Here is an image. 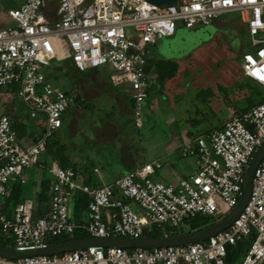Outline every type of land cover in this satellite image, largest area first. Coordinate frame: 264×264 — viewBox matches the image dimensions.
<instances>
[{
    "label": "built area",
    "instance_id": "1",
    "mask_svg": "<svg viewBox=\"0 0 264 264\" xmlns=\"http://www.w3.org/2000/svg\"><path fill=\"white\" fill-rule=\"evenodd\" d=\"M50 2L55 6L53 20L43 14ZM229 12L238 13L245 22L253 47L241 57L242 74L264 89V0H174L168 5L148 0H23L7 10L12 25L0 27V88L13 89L31 118L42 117L43 126L39 139L26 145L9 118L0 116V206L8 195V183H25V170L38 162L73 103L72 96L45 81L44 68L50 62L69 59L78 72L109 69L112 85L129 88L132 121L139 128L148 97L149 47L173 35L178 22L192 28ZM263 140L264 102H260L183 147L182 156L196 157V169L173 183L152 179L158 164H144L113 184L98 187L83 183L70 168L53 166L47 212L34 218V202L25 198L9 214L0 212V233L11 238L13 249L27 251L45 246L50 236L77 229L89 237L139 238L152 226L177 227L194 217L227 214L241 195L245 167ZM77 194L87 198L85 221L71 217ZM167 236L163 231L162 237ZM247 237L251 241L241 264H260L264 261V155L239 216L203 242L148 249L89 247L15 260L0 257V264H226L227 246Z\"/></svg>",
    "mask_w": 264,
    "mask_h": 264
},
{
    "label": "crops",
    "instance_id": "2",
    "mask_svg": "<svg viewBox=\"0 0 264 264\" xmlns=\"http://www.w3.org/2000/svg\"><path fill=\"white\" fill-rule=\"evenodd\" d=\"M22 2L23 0H18L13 6H6L5 16L0 21V27L12 25V21L7 16V10L19 6ZM43 14L48 20L55 19L54 3L50 2L43 10ZM225 14L229 15L227 21L234 30H241L248 36L246 24L241 20L238 13L229 12ZM218 18L213 19L208 24L194 25L192 28H185L178 22L173 35L163 37L156 44L149 47L146 58L148 97L143 103V124L139 128L132 125L129 88L126 85H112L109 80V69L101 67L108 72V88L96 78L97 72L95 69L84 72L75 71L77 74L87 72V75L83 74L82 76L85 77L77 78L72 90L65 93L72 96L73 103L62 114L60 128L54 132L49 142L46 143L47 146L44 147L50 160V166L47 168L48 174L51 175L50 169L53 166L60 167L59 160H61L66 167L73 169L76 176L83 183L91 187L111 185L124 174L148 163L159 165L152 175L154 181L173 183L178 179L189 177L196 169V157L194 155L182 156V148L192 146L196 137L208 136L221 129L232 114L247 110L255 105L254 103L249 107L237 109L230 101L225 104L223 102L211 105L205 104V102L201 103L193 92L187 91L189 88L187 83L178 81L179 79L176 78L180 58H183L185 52L189 49L186 48L184 43L191 40V32L198 26H208L211 23L218 24L220 22L217 21ZM170 64L175 66L174 73L170 77L163 78L161 73H164V71L160 70V66H170ZM48 66L44 68L45 80V69ZM169 69L168 67L166 71ZM47 83L50 84V82ZM9 90L14 93L13 89L10 88ZM2 96L3 94L0 92V102L4 105L5 101ZM103 96L108 98V121L98 123L93 120L91 121L92 124L88 123L85 114L87 111L84 107L91 105L94 100ZM5 116L9 118L10 124L15 122L24 126V135L18 138L24 144L30 145L39 139L43 126L42 117L33 119L29 116V113L27 117H24L15 110H11ZM159 118L167 121L166 138L159 147V152L162 150L165 155L162 158L165 157V160H163V163H161L162 160L160 162L159 153L155 154L152 160H140L139 155H143L144 151H139L138 139L135 133L130 131V128L134 127L139 130L144 124H155V121ZM77 141H82L88 147L86 152L80 151ZM101 147H108L107 157L102 158L99 154ZM42 151L40 156L43 153ZM36 164H42L39 158ZM162 167H165L164 171L158 173L157 176L156 173ZM24 178L25 183L23 185H27L29 180L25 173ZM38 185H40L39 181ZM76 196L71 203L70 213L73 220L80 222L84 221L82 214H79L78 219L74 217L76 212L74 200ZM26 198L34 202L33 196ZM12 207H7L4 201L0 206V212L9 214ZM47 210L48 207L44 214ZM260 264H264V261Z\"/></svg>",
    "mask_w": 264,
    "mask_h": 264
},
{
    "label": "rangeland",
    "instance_id": "3",
    "mask_svg": "<svg viewBox=\"0 0 264 264\" xmlns=\"http://www.w3.org/2000/svg\"><path fill=\"white\" fill-rule=\"evenodd\" d=\"M17 1L18 0H0V21L4 19V10L6 6H13ZM233 16L235 17L236 14ZM228 17L229 15L223 14L219 16L217 20L218 22L220 21V24L211 23L208 26H198L191 32V40L184 43L186 48L189 49L185 52V56L180 58L179 70L176 78L179 79L178 81H184L187 83L189 87H187V91L193 92L201 103L205 102V104L211 105L214 103L221 104L223 102L225 104L230 101L233 102L235 108L241 109L247 106L249 107L263 99L264 89L241 74V57L247 51L252 52L253 48L250 46V39L245 32L234 30L231 27L230 23L227 21ZM49 65L58 64L50 62ZM95 70L97 72L96 78L108 88L107 70L101 67L96 68ZM83 74L87 75V72ZM83 74H77L75 71L70 70L52 78L50 84L64 93H69L77 78L85 77L82 76ZM9 89L10 88H0V92L3 94L2 98H4L5 101L4 105L0 102V115H8L11 110H15L24 117H27L28 111L25 105L21 103V101L15 96V93ZM84 108L87 111L85 114L88 123L92 124L91 121L93 120L98 123L108 121L107 97H100L99 99L94 100L91 105L85 106ZM166 124V119L159 118L155 121V124H144L139 130H136L134 127L130 128V131L134 132L138 139L137 143L139 151H144L143 155H139L140 160H152L154 155L159 153L160 162L162 160L161 163H163L165 157L162 158L164 153L162 150L159 152V147H161L160 144H162L166 138ZM50 139L51 137L47 142H49ZM76 143L78 148H80V151L82 150L86 152L88 147L85 146L82 141H77ZM42 152V155L39 157L42 164L33 165L25 170L24 173L27 175L29 183L22 186L26 197L33 196L34 218L43 216L46 211L51 185L53 183V177L49 175L47 171V168L50 166L47 151L44 149ZM99 154L102 158L107 157L108 147H101ZM164 168L165 167H162L156 175L158 176V173L160 174V172H163ZM38 181L40 184L43 182V185H38ZM13 185V183H8L7 186L9 188ZM130 206L135 212H140L134 204H131ZM75 209L80 211L82 216H84L83 219L85 221V209H81L80 205L77 207L75 206ZM42 210L43 212L41 215L37 214L38 211ZM227 214H222L218 217H210L208 218L210 221H207V223L221 220ZM198 217H200V219L197 220V223L202 227L206 224L205 218L209 216ZM160 227L161 228L159 229H162L163 231H187L184 224L177 227L164 224ZM1 235L5 237L4 234ZM10 243L13 245L12 241H10Z\"/></svg>",
    "mask_w": 264,
    "mask_h": 264
},
{
    "label": "water",
    "instance_id": "4",
    "mask_svg": "<svg viewBox=\"0 0 264 264\" xmlns=\"http://www.w3.org/2000/svg\"><path fill=\"white\" fill-rule=\"evenodd\" d=\"M154 5L173 4L174 0H148ZM264 155V140L256 147L252 153L244 171V182L242 185L241 195L235 207L221 220L215 221L212 224L194 232L184 233L175 236H167L160 238H152L142 236L139 238H123V237H88L79 240H71L54 245H45L40 248L27 251H18L13 248L0 247V257L6 259H20L37 255H59L65 252L85 249L89 247H118L123 249H148L163 246H183L197 242H203L209 237L228 228L232 222L239 216L247 201L252 187V178L256 167Z\"/></svg>",
    "mask_w": 264,
    "mask_h": 264
},
{
    "label": "trees",
    "instance_id": "5",
    "mask_svg": "<svg viewBox=\"0 0 264 264\" xmlns=\"http://www.w3.org/2000/svg\"><path fill=\"white\" fill-rule=\"evenodd\" d=\"M52 62H54L58 65H49L48 68L45 69V75H46V80H47V81L45 80L46 82H50V80L52 78H55V76H57L61 73H66L70 70L78 72L75 69L73 63L69 59H64L62 61H55L54 60ZM168 67L170 69L168 71H166ZM160 70L164 71V73L163 72L161 73L163 78L170 77L174 73L175 66H174V64H170V66L163 65V66H160ZM260 102H264V98L257 101L255 104L260 103ZM11 127L15 130L18 138H20L24 135V126L23 125L15 123V122H11ZM59 166L61 168H68V167H66V165L63 162H61V160H59ZM70 169H72V168H70ZM40 185L42 186L43 182H41ZM25 198H26L25 197V191H24L22 185L15 183L13 186L10 187V189L8 191V195L5 199V205L7 207L15 206L19 202L23 201ZM86 201H87V198L84 194H77V196L74 200V204L76 207L78 205H80V208L84 210L85 206H86ZM75 210H76V212H75L74 217L76 219H78V216L81 213H80V211H77V209H75ZM42 212H43V210L38 211L37 214L41 215ZM208 218H210V217L205 218L206 224L202 227L197 223V220H199L200 217H194V218L188 219L184 222V225L187 228L186 232H183L181 230L180 231H178V230L177 231H173V230L167 231L166 230L165 232L168 236H175V235H180V234H184V233L194 232V231H197V230L202 229L204 227H207L208 225L215 222V221H213V222L207 223V221L208 222L210 221ZM1 234H0V247L12 248L13 245H11V243H10L11 238L5 234H4L5 237H3V235H1ZM143 236L152 237V238H160L163 236V232L161 229L152 226L150 229L144 231ZM88 237L89 236L87 233H85L84 231H82L80 229H77L71 234L59 235V236H50L45 240V244L46 245H54V244H58V243H63V242L71 241V240H79V239H84V238H88ZM250 241H251V237H247L246 239H241V240L237 241L234 245H228L227 246L226 264H238V263L241 264V261L245 255L246 251L249 248Z\"/></svg>",
    "mask_w": 264,
    "mask_h": 264
}]
</instances>
